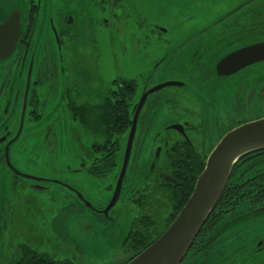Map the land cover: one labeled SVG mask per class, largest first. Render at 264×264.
<instances>
[{
	"label": "flooded vegetation",
	"instance_id": "flooded-vegetation-1",
	"mask_svg": "<svg viewBox=\"0 0 264 264\" xmlns=\"http://www.w3.org/2000/svg\"><path fill=\"white\" fill-rule=\"evenodd\" d=\"M8 2L0 23L17 10L20 35L9 56L0 58V186L4 174L14 187L39 191L60 184L69 191L63 208L69 217L86 204L106 216L124 194L136 208L123 240L130 253L125 264L131 249L143 248L140 237L151 243L172 222L191 195L190 181L225 134L264 118V0ZM117 45L122 54H114ZM107 51L114 60L109 78L102 71ZM136 53L139 62L132 60ZM116 106L125 111V127L99 131L101 109L109 110L106 124L112 127ZM40 137L85 141L84 157L58 179L20 171L14 143ZM108 177L112 196L97 209L87 196L96 179ZM228 181L222 214L199 231L180 264H264V221L257 217L264 207V149L244 156ZM162 209L160 223L156 213ZM66 218L51 220L42 232L32 223L22 229L9 264H34L24 260L25 251L51 258L38 249H80ZM51 233L68 245H33Z\"/></svg>",
	"mask_w": 264,
	"mask_h": 264
},
{
	"label": "rangeland",
	"instance_id": "rangeland-1",
	"mask_svg": "<svg viewBox=\"0 0 264 264\" xmlns=\"http://www.w3.org/2000/svg\"><path fill=\"white\" fill-rule=\"evenodd\" d=\"M192 20H196V17ZM104 43L108 44L107 35L104 36ZM107 52L108 55L103 61V66H106L102 71L109 78L112 75L114 60L111 51ZM114 54H122L119 45ZM141 59L139 53L132 57V60L137 62ZM117 70L116 68L114 76L119 74ZM127 74L126 71L120 73L121 76ZM124 143H122V151ZM155 145L156 143L148 149H153ZM81 146L86 147V142L56 141L43 137L33 140L20 138L14 143V163L22 172L46 174L58 179L63 172L72 173V170L78 166L80 159L84 157L83 153L81 154ZM148 149L145 151V156L151 152ZM3 177L5 182L0 186V264L10 263L14 252V241L21 239L22 229H26L32 223L35 228L39 226L42 232L48 228L51 220H56L57 224L59 219L65 217L69 218L72 224L71 230L77 237L80 249H38L48 253L53 260H67L71 264H122L130 255L127 249H124L123 240L136 214V208L127 201L124 194L106 216L92 211L86 204L79 208L81 212L75 214L73 212L69 217V214L63 216L69 191L60 184H53L47 190L37 191L22 187L20 183L14 187L10 184L7 174ZM109 183L113 185L114 180L109 177L96 179L91 193L87 196L88 202L97 209L104 207L112 196V190L108 188ZM165 213L163 209L156 213L160 223ZM55 215L58 216L54 217ZM257 217L264 221V212L259 213ZM75 230L79 233L75 234ZM59 236L56 233L42 235V239L45 240L33 245L47 248L67 246L68 243Z\"/></svg>",
	"mask_w": 264,
	"mask_h": 264
},
{
	"label": "water",
	"instance_id": "water-1",
	"mask_svg": "<svg viewBox=\"0 0 264 264\" xmlns=\"http://www.w3.org/2000/svg\"><path fill=\"white\" fill-rule=\"evenodd\" d=\"M6 5H9L8 0H0V9H4ZM3 16L6 15L0 13V19ZM19 16V12L13 10L0 23V58L8 57L16 44L20 35ZM157 88L159 87L156 86L149 92ZM144 99L145 94L140 99L132 121L122 173L130 153L137 113ZM262 149H264V118L246 122L226 133L207 157L203 170L196 178L191 195L173 221L159 237L125 264H180L220 198L234 164L242 156ZM16 172L20 173L17 170ZM119 188L120 181L106 210L114 204ZM260 210L264 212V207Z\"/></svg>",
	"mask_w": 264,
	"mask_h": 264
},
{
	"label": "trees",
	"instance_id": "trees-1",
	"mask_svg": "<svg viewBox=\"0 0 264 264\" xmlns=\"http://www.w3.org/2000/svg\"><path fill=\"white\" fill-rule=\"evenodd\" d=\"M109 115V110L108 109H101V112H100V117L103 119V122L100 121V125L98 126V130L101 131V130H106L107 128H113L114 130H122L124 127H125V111L123 109H119L118 106H116L114 109H113V118H114V124L112 127H109L107 126L106 124V119ZM250 154V153H249ZM247 155V154H246ZM244 155V156H246ZM242 156L233 166L231 172L237 167V164L241 161V159L244 157ZM255 165V164H254ZM203 166H201L200 170L195 174V177L197 178V176L200 174V172L203 170ZM196 178H193L191 181H190V186H189V193L192 192L193 190V187H194V181L196 180ZM228 183L229 181L227 182L222 194H221V197L220 199L218 200L217 204L215 205V207L213 208V210L210 212L209 216L207 217V219L205 220V223L203 224L202 228L200 231L204 230L205 229V226L207 225L208 222L212 221H216V215H220L222 214V209L225 207V201L223 199V196L224 194H226V191L228 190ZM261 191H264V188L263 189H260ZM249 193V192H248ZM250 193L252 194V192L250 191ZM188 198V197H187ZM187 198H185L183 204H180L176 211L174 212L173 214V218L172 220L174 219V217H176V215L178 214V212L180 211V209L182 208V206L184 205V203L186 202ZM264 200V199H263ZM261 202V201H259ZM261 213V212H260ZM259 214V213H258ZM219 220V219H218ZM141 225H148V221L145 222H139ZM160 236V235H159ZM158 236V237H159ZM144 239H141L140 237V241L142 242L141 243V247L145 248L150 242L149 241H145L143 242ZM142 249H131L130 252H132V255H131V258L134 257L136 254H138ZM24 250H28V249H24ZM35 253V252H34ZM39 257H41L43 260H40L38 259ZM131 258H129L127 261H129ZM24 260H26V262H29V263H34V264H39L41 263L42 261L43 262H46L47 264H61L62 262H59V261H55V260H52L51 258H48L47 255L43 254V255H37L36 253L34 254L33 258H31L29 256V253H27V251H25V258ZM126 261V262H127ZM125 262V263H126Z\"/></svg>",
	"mask_w": 264,
	"mask_h": 264
}]
</instances>
